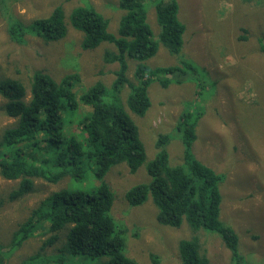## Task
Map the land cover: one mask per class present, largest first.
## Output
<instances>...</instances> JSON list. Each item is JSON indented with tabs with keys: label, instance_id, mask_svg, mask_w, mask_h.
<instances>
[{
	"label": "trees",
	"instance_id": "1",
	"mask_svg": "<svg viewBox=\"0 0 264 264\" xmlns=\"http://www.w3.org/2000/svg\"><path fill=\"white\" fill-rule=\"evenodd\" d=\"M3 3L0 0L2 6ZM153 6L160 28L157 38L147 23L145 0H118L117 7L123 15L116 34L108 31L109 20L92 5H76L65 16L60 3L47 16L26 24L29 28L17 21L7 23L9 41L18 44L23 43L29 30L47 42L58 41L67 35L70 26L81 33L82 50H93L103 43L115 48L104 50L103 54L104 63L117 64L111 85L95 82L78 97L72 91L79 80L75 74L56 81L35 70L27 87L18 79L0 80V96L6 100L2 110L15 120L0 136V177L17 181L8 200L29 194L37 179L55 184L68 178L78 186L49 194L12 233L13 249L41 228L48 235L42 249L61 241L58 253L40 264H138L124 254L126 230L119 228L110 216L112 195L104 181L112 166L125 164L133 174L146 159L137 126L120 106L121 89L128 87L126 107L141 117L150 107L151 82L164 88L193 80L200 97L207 77L203 69L191 62L149 69L146 62L159 46L171 56L179 55L185 32L184 24L177 18L176 0H154ZM258 45L264 52V37L258 39ZM128 60L135 62L133 81L126 74ZM81 106L89 107L90 112L77 114ZM201 114L187 109L177 124L183 164H169L164 147L168 139L158 136V152L146 166L150 181L131 186L125 192V200L135 207L150 198L157 209L156 219L163 226L179 228L185 222L193 232L205 229L217 233L230 252L231 262L242 264L236 234L219 220L222 177L191 154L196 140L194 129ZM71 128L78 134L71 133ZM88 174L97 182L90 189L81 187ZM177 251L180 264H211L197 236L180 240ZM37 257L31 255L20 264H39Z\"/></svg>",
	"mask_w": 264,
	"mask_h": 264
},
{
	"label": "rangeland",
	"instance_id": "2",
	"mask_svg": "<svg viewBox=\"0 0 264 264\" xmlns=\"http://www.w3.org/2000/svg\"><path fill=\"white\" fill-rule=\"evenodd\" d=\"M176 1L177 18L185 26L181 52L171 56L159 46L146 64L155 70L191 62L206 73L204 89L198 97L193 80L185 79L164 88L153 81L148 87L150 107L139 117L127 109L125 100L129 89L123 86L120 106L137 126L146 159L133 174L125 164H119L105 175L104 181L112 195L110 216L119 228L126 230L125 256L138 264H180L178 242L192 236L198 237L211 264H233L229 250L217 233L205 229L193 232L185 222L179 228L163 226L156 219L157 209L150 198L135 207L125 200V192L131 186L150 181L146 166L158 152V136L168 139L164 147L169 164H183L177 124L185 110L201 111L191 154L222 177L219 220L236 234L242 264H264V52L258 45V39L264 37V0ZM60 3L65 16L76 5L94 6L109 20L108 31L112 34H116L123 15L117 7L118 0H4V7L0 4V80L18 79L27 87L35 70L56 81L75 74L79 77L72 89L76 97L95 82L111 85L117 64L104 63L103 54L104 50L115 48L103 43L93 50H82L81 33L70 26L67 35L54 42L38 38L29 29L23 43L9 41L5 31L8 22L25 23L29 28L26 24L36 17L47 16ZM153 3L154 0H145L147 23L157 38L160 28ZM127 64V77L133 81L135 62L128 60ZM5 103L0 96V136L15 122L4 114ZM89 112V107L81 106L77 114ZM71 133L78 134L74 128ZM96 184L88 174L81 187L90 189ZM16 185L17 181L0 177L1 264H20L31 255L38 256L37 263L48 261L58 253L61 241L42 249L48 237L44 234L45 228L37 230L18 249L10 246L12 233L49 194L78 186L68 178L55 184L37 179L29 194L9 201V193Z\"/></svg>",
	"mask_w": 264,
	"mask_h": 264
}]
</instances>
